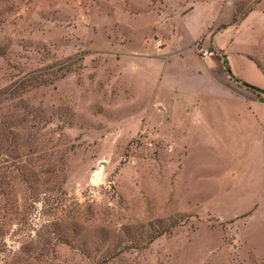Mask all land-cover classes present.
<instances>
[{
  "label": "rangeland",
  "instance_id": "obj_1",
  "mask_svg": "<svg viewBox=\"0 0 264 264\" xmlns=\"http://www.w3.org/2000/svg\"><path fill=\"white\" fill-rule=\"evenodd\" d=\"M161 7L0 0V264L33 261L23 243L56 221L71 244L49 245L40 263L264 264L257 204L230 191L255 150L252 111L264 115V94L242 84L264 91V18L215 39L224 18L199 4L177 21L186 50L169 63ZM211 41L235 89L209 75L218 58L199 50ZM47 161L65 169L66 194L25 203L23 175L33 188Z\"/></svg>",
  "mask_w": 264,
  "mask_h": 264
},
{
  "label": "crops",
  "instance_id": "obj_2",
  "mask_svg": "<svg viewBox=\"0 0 264 264\" xmlns=\"http://www.w3.org/2000/svg\"><path fill=\"white\" fill-rule=\"evenodd\" d=\"M150 3H155L163 5V8L158 9V13L154 12L153 16L159 18V31L163 33L167 37V44H169V52L167 57L169 58V63L174 61L176 58L181 57L184 55L186 49L182 48L178 43H176V23L177 21L185 15L192 13V11L197 7V5H208V10H211L214 13L216 10L219 11V19H223L222 25H218L216 29L211 30L215 32L214 38L218 36V34L222 31L227 29L228 27H235L237 31L238 21L249 20L253 16L260 18H264V0H146ZM165 5H170L168 8ZM174 5V6H172ZM183 5H188L187 7H183ZM218 5L217 8H214ZM214 11V12H213ZM157 13V14H156ZM242 20V21H243ZM210 31V32H211ZM264 36V32H263ZM202 39L198 38L196 42H194V47L199 40ZM230 45V44H229ZM202 46V45H201ZM193 47V46H192ZM197 47V46H196ZM204 47V46H203ZM203 49H211L216 51L219 55L215 56L218 59L217 62L214 60L211 65L214 67L207 66L208 73L213 78L218 77L216 70H220L221 73H226L227 76L223 81L224 83L232 88L237 87L235 82H233L232 75L227 73V68L225 62L227 63L228 67V60L224 55L223 49L218 45V43L211 41L210 47H204ZM260 53L264 55V45L260 47ZM201 53V49L199 50ZM220 55H223L224 60L221 61ZM140 58V57H138ZM151 58L149 56H145L141 59ZM198 58V57H197ZM211 58V57H210ZM214 58V57H212ZM249 58L253 61H258L255 57L249 56ZM208 58H203L202 60H206ZM259 63H262L260 60ZM136 63V62H135ZM259 65V64H258ZM137 68L139 69V64L136 63ZM206 66V65H205ZM260 66V65H259ZM215 69V70H214ZM202 71H199V73ZM220 73V72H219ZM231 76V78H230ZM162 81V80H161ZM235 84V85H234ZM232 85V86H231ZM235 89V88H234ZM244 90L243 88H240ZM248 89V88H247ZM255 96V95H254ZM258 100H261L258 96ZM162 105V110L166 115H171V110L169 108V104L166 102H160ZM253 103H256L255 101ZM191 109H187L190 111ZM254 120V129L257 134V140L255 150L251 149V151L247 154L249 156H245L243 160L244 164V171L245 174L243 178L240 179V183L236 186L231 185L230 191L240 190V195L247 196L245 202H254L257 204L256 214L259 215L257 217V229L259 232L264 233V115L259 113L256 110L252 111L251 115ZM168 121V119H167ZM247 168V172H246ZM242 201V200H241Z\"/></svg>",
  "mask_w": 264,
  "mask_h": 264
},
{
  "label": "trees",
  "instance_id": "obj_3",
  "mask_svg": "<svg viewBox=\"0 0 264 264\" xmlns=\"http://www.w3.org/2000/svg\"><path fill=\"white\" fill-rule=\"evenodd\" d=\"M228 72L231 75L229 68H228ZM242 84L246 88H248V90H251L252 92L264 94V91L259 89V88H256L254 86H250L246 83H242ZM37 167L39 168V171H38L37 175L35 176L36 177V180H35L36 185L33 188H31V185H30L28 179L26 178V174L23 175V185L26 186L25 192H28V190H32V195L31 196L27 195L28 197H23V201H25V203L30 202V204L34 205L35 203L39 202L38 199H39V196L41 194H44V196H46L44 201H48V200L52 199V195L54 193H58L59 191H61V193H62L59 197H64L66 192L62 186L66 183V179H65L66 171H65V169H61L60 166H58L55 163H51L49 161L43 162L42 164L40 163L39 165H37ZM25 172H26V168H25ZM37 177H38V179H37ZM61 178L64 180H61ZM44 179L47 181V184H45V185H43ZM38 184H40V185L38 186ZM42 186H47L46 192L45 191L41 192ZM52 186H53V188H51ZM25 210H26L25 205H23V212ZM45 228L46 229L47 228L48 229L53 228L54 232L51 234V231L48 230L49 234H47V236L46 235L45 236L39 235L38 238H33V237L28 236L26 241L23 243V245L21 247V251H23L27 255L32 256V258H33V261L27 260L24 264H36L35 262H37L38 264H51L50 262L49 263H47V262L46 263H43V262L40 263V258H39L41 256H42V258L45 256L43 252L48 250L49 245H52L51 249L55 250L56 246L70 245L71 244L66 233H65V231H64L65 227H64L63 221H56L54 223H49L48 225H45Z\"/></svg>",
  "mask_w": 264,
  "mask_h": 264
},
{
  "label": "built area",
  "instance_id": "obj_4",
  "mask_svg": "<svg viewBox=\"0 0 264 264\" xmlns=\"http://www.w3.org/2000/svg\"><path fill=\"white\" fill-rule=\"evenodd\" d=\"M201 43L203 44V41H201ZM201 55H202L203 58H210V57L218 56L219 54L216 51H213L211 49H203V48H201Z\"/></svg>",
  "mask_w": 264,
  "mask_h": 264
}]
</instances>
